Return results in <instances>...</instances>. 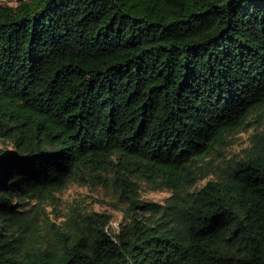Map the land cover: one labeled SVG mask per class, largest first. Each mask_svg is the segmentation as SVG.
Returning <instances> with one entry per match:
<instances>
[{"label": "trees", "instance_id": "1", "mask_svg": "<svg viewBox=\"0 0 264 264\" xmlns=\"http://www.w3.org/2000/svg\"><path fill=\"white\" fill-rule=\"evenodd\" d=\"M0 140V264H264V0H3ZM110 172L116 229L14 201Z\"/></svg>", "mask_w": 264, "mask_h": 264}, {"label": "rangeland", "instance_id": "2", "mask_svg": "<svg viewBox=\"0 0 264 264\" xmlns=\"http://www.w3.org/2000/svg\"><path fill=\"white\" fill-rule=\"evenodd\" d=\"M254 132L253 126H249L246 130L239 132L224 151V155L226 157L243 155V151L250 145V137ZM0 148L9 151L14 150L9 140H0ZM115 176L113 172L108 173L106 181L101 184L71 182L60 192H56L54 198H46L41 202H36V200L26 197L21 200L15 199L14 201H21L22 207H31L33 210L36 209L37 204H40L45 207L50 218L55 219L54 221L57 222L62 221L67 215L72 213H75L74 215H84L91 212L105 213L111 216L110 225L116 229L118 223L124 218L127 204L122 196L123 191L125 192L126 186L124 183L126 181L121 178H115ZM125 176L128 181H135L138 185L140 199L164 203L165 199L170 195V191L153 189L150 184L137 180L130 173H126ZM207 178L199 180L198 184H203Z\"/></svg>", "mask_w": 264, "mask_h": 264}, {"label": "built area", "instance_id": "3", "mask_svg": "<svg viewBox=\"0 0 264 264\" xmlns=\"http://www.w3.org/2000/svg\"><path fill=\"white\" fill-rule=\"evenodd\" d=\"M3 0H0V3L2 2Z\"/></svg>", "mask_w": 264, "mask_h": 264}]
</instances>
